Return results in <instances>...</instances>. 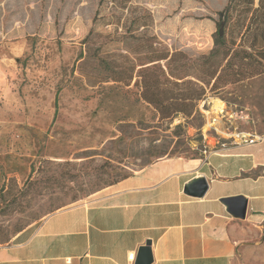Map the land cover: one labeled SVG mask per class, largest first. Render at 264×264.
I'll return each instance as SVG.
<instances>
[{
    "label": "rangeland",
    "instance_id": "1",
    "mask_svg": "<svg viewBox=\"0 0 264 264\" xmlns=\"http://www.w3.org/2000/svg\"><path fill=\"white\" fill-rule=\"evenodd\" d=\"M225 3L0 0V246L144 159L253 144L238 152L264 161V76L213 90L204 81ZM236 259L264 264V214Z\"/></svg>",
    "mask_w": 264,
    "mask_h": 264
},
{
    "label": "crops",
    "instance_id": "2",
    "mask_svg": "<svg viewBox=\"0 0 264 264\" xmlns=\"http://www.w3.org/2000/svg\"><path fill=\"white\" fill-rule=\"evenodd\" d=\"M246 146L159 159L26 227L0 246V264H135L147 242L150 264H239L246 226L264 214V176H251L264 161L238 152ZM200 178L208 187L196 198L189 189ZM230 197L246 200L244 219L220 202Z\"/></svg>",
    "mask_w": 264,
    "mask_h": 264
},
{
    "label": "trees",
    "instance_id": "3",
    "mask_svg": "<svg viewBox=\"0 0 264 264\" xmlns=\"http://www.w3.org/2000/svg\"><path fill=\"white\" fill-rule=\"evenodd\" d=\"M217 18L218 30L212 37L213 47L201 62L205 67V83L208 85L213 82V90L217 85L224 87L264 76V0H258L256 4L255 0H226L223 8L217 12ZM192 97L182 96L181 101L200 100ZM145 100L157 109L177 108L178 105L173 102L166 105L156 96ZM150 149L149 145L148 150ZM200 151L201 147L190 152L192 156L186 159H201L202 157H198ZM151 164L149 159H144L141 165L144 168ZM129 176L131 174L119 177L107 187ZM251 176L256 178L259 174L253 172Z\"/></svg>",
    "mask_w": 264,
    "mask_h": 264
},
{
    "label": "water",
    "instance_id": "4",
    "mask_svg": "<svg viewBox=\"0 0 264 264\" xmlns=\"http://www.w3.org/2000/svg\"><path fill=\"white\" fill-rule=\"evenodd\" d=\"M221 33V29L219 30ZM208 184L205 178H200L190 187V195L196 198L201 197L207 190ZM220 202L226 207L227 213L236 219H244L246 212V200L243 197H230L220 199ZM152 261L150 252V243L138 250L135 264H150Z\"/></svg>",
    "mask_w": 264,
    "mask_h": 264
},
{
    "label": "bare ground",
    "instance_id": "5",
    "mask_svg": "<svg viewBox=\"0 0 264 264\" xmlns=\"http://www.w3.org/2000/svg\"><path fill=\"white\" fill-rule=\"evenodd\" d=\"M223 112H224L223 104L219 100L214 99L212 101L211 113L214 115H221Z\"/></svg>",
    "mask_w": 264,
    "mask_h": 264
},
{
    "label": "built area",
    "instance_id": "6",
    "mask_svg": "<svg viewBox=\"0 0 264 264\" xmlns=\"http://www.w3.org/2000/svg\"><path fill=\"white\" fill-rule=\"evenodd\" d=\"M134 257H135V254L134 253H131V254L128 255V259L130 261H132L134 259Z\"/></svg>",
    "mask_w": 264,
    "mask_h": 264
}]
</instances>
